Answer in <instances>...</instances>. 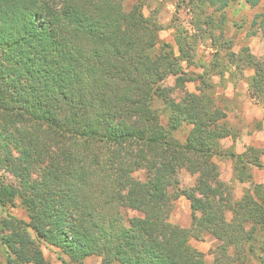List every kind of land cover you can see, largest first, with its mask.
I'll use <instances>...</instances> for the list:
<instances>
[{"label": "trees", "instance_id": "16d2710c", "mask_svg": "<svg viewBox=\"0 0 264 264\" xmlns=\"http://www.w3.org/2000/svg\"><path fill=\"white\" fill-rule=\"evenodd\" d=\"M245 1L262 2L264 31V0ZM201 2L223 9L231 0ZM159 31L139 0H0V205L7 212L20 200L29 217L1 219L0 262L50 264L46 244L63 264H264V183L252 173L264 169V148L226 152L250 183L233 200L215 157L237 130L215 73L187 72L195 47L178 35L176 51ZM241 59L264 106V62L248 51ZM183 169L194 186L180 187ZM180 196L190 200L189 227L170 220ZM207 235L219 242L211 261L191 244Z\"/></svg>", "mask_w": 264, "mask_h": 264}, {"label": "rangeland", "instance_id": "374dc122", "mask_svg": "<svg viewBox=\"0 0 264 264\" xmlns=\"http://www.w3.org/2000/svg\"><path fill=\"white\" fill-rule=\"evenodd\" d=\"M138 0H126L128 7ZM144 5L145 15L156 20L160 26L159 38L163 42L172 44L177 51L176 39L178 35L187 37L189 45L195 47V59L191 66L184 62L187 72H204V69L215 73L212 77L215 82L217 97H223L221 105H228L224 97V83L235 81L241 78L248 80L254 73L252 68L246 66L244 54L248 51L254 54L260 61L264 62V31L260 24V18L255 23V16L262 11V2L258 6H251L245 0H231V3L223 9H217L201 0H139ZM219 6V5H218ZM210 19V20H208ZM213 21H212V20ZM259 20V22H258ZM212 21V23H211ZM153 50L154 52L156 51ZM211 61H216L215 70L210 69ZM172 77L168 78L167 85H173ZM194 82L187 83L188 90H194ZM179 95L177 91L172 93L173 97ZM159 105V104H158ZM187 135V127H182L177 136L184 139ZM264 148V147H259ZM216 159V157H215ZM261 177L264 178V169H261ZM253 173V169H252ZM6 181L17 184V179L10 173L2 172ZM36 175V174H35ZM135 176L145 180L147 173L144 170L135 172ZM195 176L181 170L179 179L181 188H190L195 184ZM231 187V195L234 199L238 193H244L246 188L241 189L235 183L227 182ZM250 187V186H249ZM244 190V191H243ZM243 195V194H242ZM7 212L19 219L29 221L26 210L22 207L20 200L15 204L7 206ZM7 212L0 205V221L7 215ZM136 212L130 211V215ZM192 210L190 200L180 196L174 202V208L170 220L181 227H189L192 222ZM33 234V233H32ZM216 238L207 235L203 240L191 239V244L206 254L208 260L213 259V250L218 245ZM45 257L50 264H63L68 260L67 256L61 253L60 249L42 245ZM0 264H6L3 255ZM85 264H101V257L91 256ZM255 264V263H254Z\"/></svg>", "mask_w": 264, "mask_h": 264}, {"label": "crops", "instance_id": "0c3cea01", "mask_svg": "<svg viewBox=\"0 0 264 264\" xmlns=\"http://www.w3.org/2000/svg\"><path fill=\"white\" fill-rule=\"evenodd\" d=\"M223 87L225 101L229 103L226 105L228 121L237 130V135L220 140V148L225 154L216 157L215 161L220 167V178L223 181L233 182L244 189L249 187L250 183L241 182L236 178L235 160L226 152L234 151L241 154L250 146L264 147V106L251 97L248 80L243 78L235 81L229 80L224 83ZM190 91H196V87ZM261 161L264 164V155H262ZM261 172L260 168H253L254 182L264 183V178H258L261 177ZM242 194V192L238 193L236 198H240Z\"/></svg>", "mask_w": 264, "mask_h": 264}]
</instances>
